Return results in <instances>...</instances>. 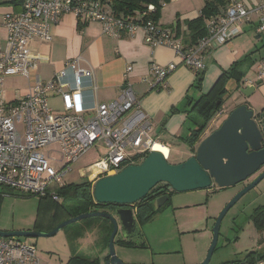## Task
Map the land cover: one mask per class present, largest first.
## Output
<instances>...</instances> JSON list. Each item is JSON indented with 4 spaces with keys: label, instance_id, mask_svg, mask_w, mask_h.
Masks as SVG:
<instances>
[{
    "label": "built area",
    "instance_id": "1",
    "mask_svg": "<svg viewBox=\"0 0 264 264\" xmlns=\"http://www.w3.org/2000/svg\"><path fill=\"white\" fill-rule=\"evenodd\" d=\"M14 1L18 8L4 13L1 20L6 37L0 44V185L36 196L48 191L53 195L51 188L62 184L74 163L99 142L106 153L88 166L89 174H83L91 187L97 179L141 161L153 144L149 135L152 121L141 109L126 78L131 66L124 70L125 80L118 96L109 102L95 103L89 116L84 103L87 96H95L94 76L91 69L81 67L80 56L68 59L48 81H41L37 75L25 93L15 90L12 98L5 99L3 83L7 78L27 79L36 69L30 43L50 42V27L64 13H72L82 23H99L105 36L118 39L142 31L150 47L173 49L178 63H151L141 78L149 91L165 89L168 77L179 66L195 73L205 70L209 51L240 35L244 25H251L256 34L264 36V1L246 5L240 0H228L223 12L206 20V35L187 47L174 37L172 28L142 20L145 13L114 15L102 0ZM148 10H153V6L149 5ZM254 72L255 81L243 80L241 88L264 81V56L255 63ZM52 96L60 99L59 113L49 102ZM0 264L44 263L34 244L18 237H0Z\"/></svg>",
    "mask_w": 264,
    "mask_h": 264
},
{
    "label": "rangeland",
    "instance_id": "2",
    "mask_svg": "<svg viewBox=\"0 0 264 264\" xmlns=\"http://www.w3.org/2000/svg\"><path fill=\"white\" fill-rule=\"evenodd\" d=\"M260 46L262 50L263 43ZM254 70V67L247 69L246 79L255 81ZM209 78L211 75L208 71L200 81V88L193 80L187 90L188 85L172 91L170 94L174 96L173 102H164L154 118L152 125L156 129L155 134H160L171 149L167 157L169 163L176 164L194 155L198 142L216 130L235 107L245 104L256 113L264 106V81L256 85L254 92L248 97L242 95L239 88L234 90V83L229 82L228 92L229 90L232 92L226 95L218 111L207 121L199 141L192 148L188 147L186 137L189 126L192 124L186 101L197 99ZM22 82L23 79L17 77H10L4 81L6 100L13 97L17 87L22 92ZM50 103L56 107L60 104V99L57 97L50 99ZM56 109L55 113L61 112L58 107ZM105 153L106 149L102 142L97 143L74 163L73 170L65 176L67 183H77L85 179L87 176L83 174H89L86 170L88 166L99 160ZM263 171L264 165L246 180L225 189L212 186L204 190L173 192L169 204L159 210L152 219L139 226L138 235L126 239L120 231L117 232L114 238L117 257L131 264H147L152 262L151 259L155 263L166 264H180L187 260L202 262L210 248L214 223L219 213ZM263 204L264 178L243 194L225 213L209 264H222L230 260L242 259L249 251H264V229L258 231L249 219L253 210ZM53 214L54 207L40 203L39 197L27 196L0 185L1 230L49 232L54 228L51 229V223L54 222ZM58 217L60 218L56 220L57 225L73 216L60 213ZM100 223L109 225L102 217H90V219L85 218L67 224L52 236L20 237V239L36 246L37 256L44 264H67L73 254L78 256L87 254L90 258L97 256L100 260L98 239H86L92 236L91 234ZM121 241H127L133 245L127 246ZM104 252L108 254V248L102 251Z\"/></svg>",
    "mask_w": 264,
    "mask_h": 264
},
{
    "label": "crops",
    "instance_id": "3",
    "mask_svg": "<svg viewBox=\"0 0 264 264\" xmlns=\"http://www.w3.org/2000/svg\"><path fill=\"white\" fill-rule=\"evenodd\" d=\"M222 1L224 4L219 6L217 14L223 12L227 5V0ZM240 1L246 5H255L264 0ZM204 4L205 0H170L161 9L159 23L162 25H171L176 20H180V29L182 31L185 27L182 21L198 17ZM17 8L18 6H16L14 0H0V44H4L6 37V30L1 23L2 15ZM77 25V19L72 13H64L58 22L52 24L50 27L52 36L50 42L34 40L30 43L29 49L31 57L36 61V69L27 79L17 77L23 79L21 85L22 92L17 87L19 94L25 93L34 85L37 75L41 81L46 82L54 73L63 68L64 63L68 59L80 56L81 67L91 69L94 76L95 96H87L84 103V108L88 109L85 114L89 116L93 114L92 108L95 103L109 102L118 96L120 86L125 80L124 70L127 66H131V71L128 72L126 78L131 83L139 99L141 109L153 123L160 106L164 102H173L174 96L170 93L188 85L186 87L187 90L192 81L195 80L196 76L194 71L179 66L168 77L165 89L149 91L147 84L143 83L141 78L148 73L151 63L165 65L169 62H179V59L171 48L164 46L150 47L145 43L144 33L142 31L130 37L124 36L117 39L103 35L101 26L97 22H86L82 28H78ZM242 28L243 32L230 42L217 46L209 51L203 77L209 71L211 78L207 80V84L199 92V96L207 93L219 78L222 71L228 69L233 63L246 58L241 69L247 71L249 67L255 68V63L264 56V47H262V50L260 49V44L263 43L264 45V36L256 34L251 25H244ZM250 61L253 64L249 66ZM244 80L249 79H246L245 76ZM55 98L54 96L50 97L49 102L50 99L53 100ZM190 102L192 103V100ZM56 107H60V104ZM155 131L156 129L152 125L150 133L151 140L167 146L169 152H171L165 140L160 137V134H155ZM135 217L137 219L136 213ZM107 230L108 225L106 223H100L91 234L92 236L86 237V239H98L100 248L99 258L100 260L102 258L103 261L107 255L105 252L102 253L105 250L104 240L107 235ZM84 256L89 257L87 254H84ZM151 261L147 264H166L164 262L155 263L152 259ZM199 263H201L200 260L180 262V264Z\"/></svg>",
    "mask_w": 264,
    "mask_h": 264
},
{
    "label": "water",
    "instance_id": "4",
    "mask_svg": "<svg viewBox=\"0 0 264 264\" xmlns=\"http://www.w3.org/2000/svg\"><path fill=\"white\" fill-rule=\"evenodd\" d=\"M261 81L255 85L240 88L242 95L250 96ZM264 120L261 125L254 119V112L245 104L235 107L221 125L203 137L197 144L195 154L186 160L172 164L165 155L150 149L136 164H130L115 174L97 179L92 187L93 199L98 204H112V212L93 211L82 213L60 222L49 232L5 231L0 229V237H46L56 234L62 227L72 222L102 217L112 224L108 240V260L105 264L125 263L117 257L114 238L118 231L126 239L140 233V225L132 206L144 198L158 183H166L174 192L209 189L216 186L225 189L256 173L264 165ZM264 178V171L240 191L217 216L212 232V241L205 259L199 264H209L216 247L222 218L228 209L248 190ZM164 194L153 200V211L161 209L168 200Z\"/></svg>",
    "mask_w": 264,
    "mask_h": 264
},
{
    "label": "trees",
    "instance_id": "5",
    "mask_svg": "<svg viewBox=\"0 0 264 264\" xmlns=\"http://www.w3.org/2000/svg\"><path fill=\"white\" fill-rule=\"evenodd\" d=\"M170 0H102L103 5L110 13L114 15L131 16L133 14L145 13L142 20H152L155 24L160 25L165 28H172L174 31V37L176 39H181L183 46H192L196 44L203 36L206 35L205 23L208 18L214 16L218 13V8L220 5L224 4L222 0H205V4L199 13V16L190 20L182 21L185 27L184 30L180 29V20H176L171 25H162L159 23V18L161 16V9ZM228 2V0H227ZM227 4V3H226ZM152 5L153 10H148V6ZM77 21L78 28H82L83 24ZM264 47V45L262 46ZM173 50V49H172ZM174 51V50H173ZM246 58L233 63L228 69L222 71L221 75L212 86V88L204 94H201L196 100L190 102L187 100V111L190 114V122L192 126L188 129V135L186 141L188 142V147L192 148L195 143L201 138V132L204 130L207 121L218 111L220 104L228 96L232 90L228 92L229 82L234 83V90L241 88L242 81L245 78L246 71L241 69ZM249 66L253 64L252 61L249 62ZM204 71L195 73V82L200 88V81L203 79ZM162 88H157L155 91H160ZM153 91V90H152ZM136 160L135 163H139ZM53 195L49 194V191L43 196H37L40 198V203H45L52 205L54 207L53 219L54 222L51 223V229L57 226V221L60 217V213L67 214L68 216H76L82 213H88L93 211H113L116 207L112 204H98L93 199L91 183L87 179H83L77 183H67L66 180L60 185H56L51 188ZM174 191L170 189L169 185L166 183L156 184L147 195L140 201L136 202L133 207L135 213H137V221L140 225L146 223L155 215L157 211H153V200L161 195L167 194L168 200L165 205L169 204L171 195ZM20 193V192H19ZM22 194V193H21ZM27 196H36L29 195ZM164 205V206H165ZM163 206V207H164ZM162 207V208H163ZM161 208V209H162ZM160 210V209H159ZM158 210V211H159ZM142 212V213H140ZM139 217V218H138ZM70 218V217H68ZM95 218V217H92ZM90 219V218H88ZM105 219V218H104ZM249 219L254 223L258 231L264 229V204L255 208L250 215ZM57 220V221H56ZM109 223L107 235L104 240V246L107 248L110 233L112 231V224ZM122 244L127 246H132L133 244L127 241H121ZM108 260L106 255L104 261L99 260L98 257L90 258L84 255L73 254L68 260L67 264H104ZM264 262V251H249L242 259L230 260L222 264H233L239 262Z\"/></svg>",
    "mask_w": 264,
    "mask_h": 264
},
{
    "label": "bare ground",
    "instance_id": "6",
    "mask_svg": "<svg viewBox=\"0 0 264 264\" xmlns=\"http://www.w3.org/2000/svg\"><path fill=\"white\" fill-rule=\"evenodd\" d=\"M151 149H155V150H158V151L162 152V153L165 155L166 158H167V157L169 156V154H170L168 147L165 146V145H163V144H160V143H158V142H153ZM185 160H186V159H185ZM139 201H140V200H139ZM136 214H137V213H136ZM138 218H139V217H138Z\"/></svg>",
    "mask_w": 264,
    "mask_h": 264
},
{
    "label": "flooded vegetation",
    "instance_id": "7",
    "mask_svg": "<svg viewBox=\"0 0 264 264\" xmlns=\"http://www.w3.org/2000/svg\"><path fill=\"white\" fill-rule=\"evenodd\" d=\"M254 119L256 121L257 124L261 125L262 121L264 120V107H262L261 110L257 111L256 113H254ZM263 146H264V140L262 142ZM189 158V157H188ZM211 188V187H210ZM133 208V207H132ZM135 210V209H134ZM161 210V209H160ZM112 212V211H110ZM159 212V211H157ZM157 212L155 214H157ZM252 214V213H251ZM250 214V215H251ZM250 217V216H249ZM139 223V222H138ZM140 225V224H139Z\"/></svg>",
    "mask_w": 264,
    "mask_h": 264
}]
</instances>
